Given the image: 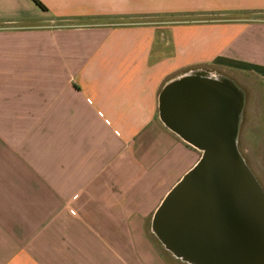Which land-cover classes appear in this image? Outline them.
Here are the masks:
<instances>
[{"label": "crops", "instance_id": "0c3cea01", "mask_svg": "<svg viewBox=\"0 0 264 264\" xmlns=\"http://www.w3.org/2000/svg\"><path fill=\"white\" fill-rule=\"evenodd\" d=\"M37 1L0 0V264H182L150 223L200 152L158 95L264 83V0Z\"/></svg>", "mask_w": 264, "mask_h": 264}, {"label": "water", "instance_id": "95a60500", "mask_svg": "<svg viewBox=\"0 0 264 264\" xmlns=\"http://www.w3.org/2000/svg\"><path fill=\"white\" fill-rule=\"evenodd\" d=\"M244 91L203 70L167 82L160 122L200 152L169 190L150 228L186 264H264V191L237 146Z\"/></svg>", "mask_w": 264, "mask_h": 264}, {"label": "rangeland", "instance_id": "374dc122", "mask_svg": "<svg viewBox=\"0 0 264 264\" xmlns=\"http://www.w3.org/2000/svg\"><path fill=\"white\" fill-rule=\"evenodd\" d=\"M260 15L264 16V14ZM237 83L245 93L247 110L244 113L245 119L242 126L239 128L237 146L264 191V83L249 75L238 78ZM251 106L254 107V113H252L254 119L248 122Z\"/></svg>", "mask_w": 264, "mask_h": 264}, {"label": "trees", "instance_id": "16d2710c", "mask_svg": "<svg viewBox=\"0 0 264 264\" xmlns=\"http://www.w3.org/2000/svg\"><path fill=\"white\" fill-rule=\"evenodd\" d=\"M35 3H37L40 7H42L41 6V4L37 1V0H33Z\"/></svg>", "mask_w": 264, "mask_h": 264}]
</instances>
